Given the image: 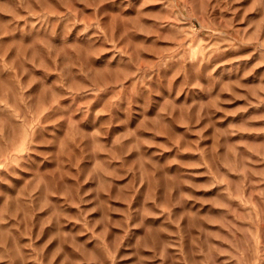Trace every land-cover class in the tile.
I'll use <instances>...</instances> for the list:
<instances>
[{
    "label": "rangeland",
    "instance_id": "obj_1",
    "mask_svg": "<svg viewBox=\"0 0 264 264\" xmlns=\"http://www.w3.org/2000/svg\"><path fill=\"white\" fill-rule=\"evenodd\" d=\"M0 264H264V0H0Z\"/></svg>",
    "mask_w": 264,
    "mask_h": 264
}]
</instances>
